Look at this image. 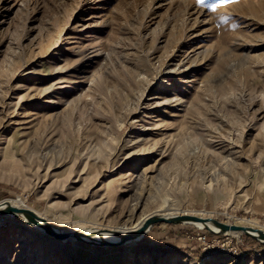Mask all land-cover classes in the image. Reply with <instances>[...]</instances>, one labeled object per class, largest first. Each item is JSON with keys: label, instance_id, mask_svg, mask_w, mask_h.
I'll return each mask as SVG.
<instances>
[{"label": "rangeland", "instance_id": "374dc122", "mask_svg": "<svg viewBox=\"0 0 264 264\" xmlns=\"http://www.w3.org/2000/svg\"><path fill=\"white\" fill-rule=\"evenodd\" d=\"M17 198L63 232L167 207L264 230V0H0ZM0 219V264H264V242L194 224L103 246Z\"/></svg>", "mask_w": 264, "mask_h": 264}, {"label": "water", "instance_id": "95a60500", "mask_svg": "<svg viewBox=\"0 0 264 264\" xmlns=\"http://www.w3.org/2000/svg\"><path fill=\"white\" fill-rule=\"evenodd\" d=\"M19 214L22 215L25 219V223L36 226L37 228L41 229L44 233L48 234L49 236L54 237L55 239L59 240H66L68 238H73L78 241H86L92 244H99L103 246H115L119 244H123L125 242L131 240H137L141 238L153 224L159 222H166V223H173V224H196L200 223L203 224V227L210 232L213 233H225V232H236L239 231L246 235H249L253 238L264 242V231L259 228L247 227L242 225H235V224H228L222 221H219L212 217H203L194 214H178L173 216H153L148 218L141 227L136 230L130 231L128 233L122 232H114L113 235L115 237V241H107V240H96L92 238L91 235H85L80 231L72 230L69 232H63L57 230L50 222H48L44 218H40L37 214L32 212L31 210L26 209H18L9 203L0 201V215H10L13 217L18 218ZM206 223L211 224L212 226L216 227L217 230H213L208 226H205ZM252 232L256 233L253 234Z\"/></svg>", "mask_w": 264, "mask_h": 264}, {"label": "bare ground", "instance_id": "6f19581e", "mask_svg": "<svg viewBox=\"0 0 264 264\" xmlns=\"http://www.w3.org/2000/svg\"><path fill=\"white\" fill-rule=\"evenodd\" d=\"M6 203H9L10 205L18 208V209H26V210H31L32 212H34L35 214H37L40 218H44L43 216H41L38 212H36L35 210H32L22 199L17 198L13 201L7 200V201H3ZM181 214H186V213H181ZM175 215L174 211L171 210L170 208H164L162 210H158V211H154L148 214H145L143 216H141L137 221H135L132 225L130 226H122V227H116V228H112V227H99L96 225H83L81 227L75 228L73 230H77L82 232L85 235H91L92 238L96 239V240H107V241H115V237L113 235L114 232H122V233H128L130 231L136 230L139 227H141L143 225V223L150 217L153 216H173ZM8 217H13L10 215H7ZM16 218V217H14ZM19 221H21L22 223L25 221L24 217L22 215L19 214V217L16 218ZM45 219V218H44ZM17 220V221H18ZM47 220V219H46ZM15 221V220H14ZM48 221V220H47ZM49 222V221H48ZM241 222V221H240ZM239 222V223H240ZM242 226H247V227H254L252 222H242L240 223ZM24 225V224H23ZM195 225L199 226L200 228L203 227V224L200 223H196ZM205 226L210 227L213 230H217L216 227L212 226L209 223H206ZM36 227V226H34ZM204 228V227H203ZM39 229V228H38ZM57 229V228H56ZM40 230V229H39ZM59 230V229H57ZM262 230V229H261ZM60 231V230H59ZM264 231V230H263ZM234 233H241L239 231H236ZM253 234H256L254 232H252Z\"/></svg>", "mask_w": 264, "mask_h": 264}, {"label": "built area", "instance_id": "2783aa9c", "mask_svg": "<svg viewBox=\"0 0 264 264\" xmlns=\"http://www.w3.org/2000/svg\"><path fill=\"white\" fill-rule=\"evenodd\" d=\"M0 220H1V219H0ZM200 239H201L202 241H205L206 236H205V235H201V236H200Z\"/></svg>", "mask_w": 264, "mask_h": 264}, {"label": "snow or ice", "instance_id": "6c2138e0", "mask_svg": "<svg viewBox=\"0 0 264 264\" xmlns=\"http://www.w3.org/2000/svg\"><path fill=\"white\" fill-rule=\"evenodd\" d=\"M200 2L202 3V2H203V0H200Z\"/></svg>", "mask_w": 264, "mask_h": 264}]
</instances>
